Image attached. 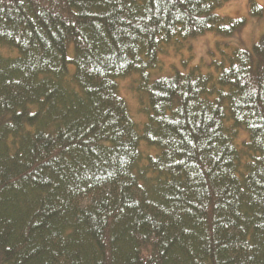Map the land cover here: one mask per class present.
I'll use <instances>...</instances> for the list:
<instances>
[{"label":"trees","instance_id":"1","mask_svg":"<svg viewBox=\"0 0 264 264\" xmlns=\"http://www.w3.org/2000/svg\"><path fill=\"white\" fill-rule=\"evenodd\" d=\"M228 1L0 0V264H264V31L160 73Z\"/></svg>","mask_w":264,"mask_h":264},{"label":"rangeland","instance_id":"2","mask_svg":"<svg viewBox=\"0 0 264 264\" xmlns=\"http://www.w3.org/2000/svg\"><path fill=\"white\" fill-rule=\"evenodd\" d=\"M254 1L259 6H264V0ZM248 2L249 0H230L216 10V13L222 17L247 19L246 27L242 30L238 38L236 37L231 40H226L213 33H207L193 40L184 43L181 42V45H178L179 47L177 46L178 50L165 49L164 55L161 58L163 64L160 73L169 74L171 66L185 72L191 66L197 64H199L202 67V70L205 71V66H207L212 59L211 52H214L213 56L215 59L218 60L221 58L217 51V47H223V44L221 45V43L225 41L228 42V45L239 46L250 50L264 31V20L254 19L248 16ZM135 81L136 76H130L119 80L118 83L120 95L126 100L133 121L138 127H141L142 123L145 121V115L140 112L139 96L134 92ZM243 138L244 135L240 134L238 142L243 140ZM144 145L145 144L142 142L140 144V149L141 146ZM142 148L144 153L148 152V148Z\"/></svg>","mask_w":264,"mask_h":264}]
</instances>
